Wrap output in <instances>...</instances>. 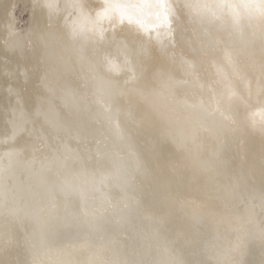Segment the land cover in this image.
<instances>
[{
  "label": "bare ground",
  "instance_id": "6f19581e",
  "mask_svg": "<svg viewBox=\"0 0 264 264\" xmlns=\"http://www.w3.org/2000/svg\"><path fill=\"white\" fill-rule=\"evenodd\" d=\"M0 264H264V0H0Z\"/></svg>",
  "mask_w": 264,
  "mask_h": 264
}]
</instances>
